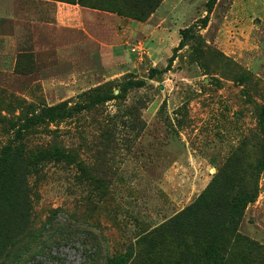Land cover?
<instances>
[{"label":"rangeland","instance_id":"1","mask_svg":"<svg viewBox=\"0 0 264 264\" xmlns=\"http://www.w3.org/2000/svg\"><path fill=\"white\" fill-rule=\"evenodd\" d=\"M38 1L0 0V157L15 150L0 174V264H192L197 225L217 209L207 197L180 216L219 180L234 181L231 196L256 187L237 233L264 250V0H216L204 27L207 0H162L142 22L116 13L130 15L126 0H53L103 15L99 37L118 32L114 17L149 25L130 40L144 54L124 64L78 28L33 24ZM59 105L16 135L31 106ZM43 151L82 169L32 162Z\"/></svg>","mask_w":264,"mask_h":264},{"label":"trees","instance_id":"2","mask_svg":"<svg viewBox=\"0 0 264 264\" xmlns=\"http://www.w3.org/2000/svg\"><path fill=\"white\" fill-rule=\"evenodd\" d=\"M130 6V15H124L120 10L116 13L119 16H125L132 18L134 21L142 22L145 21L151 14L155 12L162 0H126ZM216 0H207L206 13L207 15L199 20L202 27L206 26L208 22V16L212 12ZM77 4H81L82 0L77 1ZM94 9L93 7H90ZM188 30L181 32V41L176 49L183 47V43L186 39L190 38L187 34ZM173 59L169 60L171 64ZM154 71L150 72L152 77ZM104 87H98L94 91H100ZM113 98V97H109ZM109 100V99H107ZM61 106L35 108L31 106L30 112L22 120L19 125L16 135L27 131L33 126L42 123L48 116H53L55 111L59 110ZM36 111H39L38 113ZM258 126L260 128L262 136L261 155L258 159L257 167L255 168L256 173H260L264 169V108L258 119ZM15 150L12 147L4 149L2 156L0 157V174L4 177L8 173L9 164L14 160ZM47 160H53L54 162H65L68 164H74L78 168L82 169L81 164L78 160L65 152L49 153L46 151L39 152L32 157V162H44ZM257 177V176H256ZM234 181H216L213 182L207 192L203 194L200 200H198L193 206H191L186 212L180 217H187L193 211H196L202 207L200 204L208 197V201H211V206L217 209L212 212L213 222L212 225L209 223L210 228L202 229L197 225V231L200 233L199 236H194L192 249L197 257L192 264H250V258L254 255H259L264 250L258 246V244L250 241L249 239L240 236L237 233V224L241 218L242 212L248 204L255 201L257 197L256 187L246 186L242 182L239 191L235 195L231 196L229 191L232 188ZM3 189V184H0V190ZM222 204L225 206L222 209ZM220 207V208H219ZM194 216V214H191ZM191 217V216H189ZM196 218V217H195ZM196 229V228H195ZM110 264H121L118 259L110 262Z\"/></svg>","mask_w":264,"mask_h":264},{"label":"crops","instance_id":"3","mask_svg":"<svg viewBox=\"0 0 264 264\" xmlns=\"http://www.w3.org/2000/svg\"><path fill=\"white\" fill-rule=\"evenodd\" d=\"M24 4V2L22 3ZM37 8L33 9V24L38 25L47 32H54L59 28H78L81 30L80 35H85L92 40V47L95 50H99V53L108 52L109 56L116 63H127L135 57L131 52L130 40L132 35L140 33L138 31L143 30V34L150 32L149 25H141L136 22H127L120 17H114L117 22V31L114 35H108L105 37L98 36L97 31L103 29L104 17L100 15L98 11L85 9L78 5H69L65 3L55 2L53 0H42L36 3ZM23 15L27 16V8L23 6ZM135 26V28H134ZM152 32L149 33V35ZM152 36H155L152 35ZM145 40H147L145 38ZM161 43H157V46ZM73 50L72 44L66 45L63 48L60 47L59 51L55 50V55L62 58H69L71 51Z\"/></svg>","mask_w":264,"mask_h":264},{"label":"built area","instance_id":"4","mask_svg":"<svg viewBox=\"0 0 264 264\" xmlns=\"http://www.w3.org/2000/svg\"><path fill=\"white\" fill-rule=\"evenodd\" d=\"M131 52L133 54H136V55H139V56H141L142 54H144V52H143V50H142L141 47H136V48L134 47V48L131 49Z\"/></svg>","mask_w":264,"mask_h":264}]
</instances>
